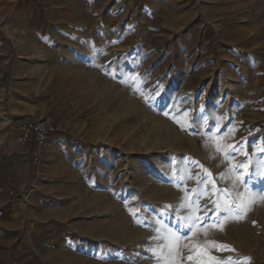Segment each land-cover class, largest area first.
I'll use <instances>...</instances> for the list:
<instances>
[{
	"label": "rangeland",
	"instance_id": "rangeland-1",
	"mask_svg": "<svg viewBox=\"0 0 264 264\" xmlns=\"http://www.w3.org/2000/svg\"><path fill=\"white\" fill-rule=\"evenodd\" d=\"M0 83V264H264V0H0Z\"/></svg>",
	"mask_w": 264,
	"mask_h": 264
},
{
	"label": "built area",
	"instance_id": "built-area-1",
	"mask_svg": "<svg viewBox=\"0 0 264 264\" xmlns=\"http://www.w3.org/2000/svg\"><path fill=\"white\" fill-rule=\"evenodd\" d=\"M58 132L57 122L50 116H44L38 121L24 123L15 135V142L28 150L30 165L37 167L41 164L44 154L52 147L53 137Z\"/></svg>",
	"mask_w": 264,
	"mask_h": 264
},
{
	"label": "snow or ice",
	"instance_id": "snow-or-ice-1",
	"mask_svg": "<svg viewBox=\"0 0 264 264\" xmlns=\"http://www.w3.org/2000/svg\"><path fill=\"white\" fill-rule=\"evenodd\" d=\"M218 150H223L222 148L218 147ZM245 168V171H247V165L243 166ZM192 178V177H190ZM198 179V177L196 178ZM223 193L218 194L217 196V201H215L214 203H216V209L217 211H223L225 213L228 214L227 217L225 218H233V213H235L234 218L235 219H240L241 218V212L238 210L237 205H235L234 201H229L226 196L223 198L222 204L220 203L221 197L223 196ZM183 206V205H182ZM192 207L194 209L195 212V202H193ZM185 219L189 220L190 223L188 225L189 230L191 231L194 227H196V225L198 223H200L201 221V217L199 216H195L193 217H186ZM183 237L181 236H176L175 233H170L168 237H165L164 239L166 241H175V242H179L180 239H182ZM165 247H170V245L168 243H166L164 245ZM219 248H221L222 250H232V249H227L226 246H218ZM154 254H155V250H154ZM206 255V252L203 253ZM209 264H245V262L242 261H215L214 258L209 257Z\"/></svg>",
	"mask_w": 264,
	"mask_h": 264
},
{
	"label": "crops",
	"instance_id": "crops-1",
	"mask_svg": "<svg viewBox=\"0 0 264 264\" xmlns=\"http://www.w3.org/2000/svg\"><path fill=\"white\" fill-rule=\"evenodd\" d=\"M7 23H9L10 25L11 24H15V22H13V21H7ZM7 28V27H6ZM7 31H6V34L8 35L7 37H8V39L11 37L10 35H12V34H14V33H16L17 31H18V28L16 27V26H8V28L6 29ZM1 84V83H0ZM2 85V84H1ZM0 85V95H1V93L2 92H4V87L3 86H1ZM10 99V98H9ZM10 103V107H13L14 106V104H12L11 103V101H9ZM13 102L15 103V99H13ZM32 118H21V126L24 124V123H26V122H28L29 120H31ZM20 124H19V126H20ZM61 133L60 132H58L54 137H53V146H52V149L50 150V152L48 153V154H46L49 158H51V159H54L55 161H57L58 162V160L57 159H59V158H61V154H60V152H61V147L63 146V143H61V140H60V138H59V135H60ZM14 142H15V138H14ZM16 143V142H15ZM22 150H23V153L26 155V157L28 158V150L27 149H24V148H22ZM42 160H43V158H42ZM28 161H29V158H28Z\"/></svg>",
	"mask_w": 264,
	"mask_h": 264
},
{
	"label": "bare ground",
	"instance_id": "bare-ground-1",
	"mask_svg": "<svg viewBox=\"0 0 264 264\" xmlns=\"http://www.w3.org/2000/svg\"><path fill=\"white\" fill-rule=\"evenodd\" d=\"M128 109H129V107H128ZM178 137V136H177Z\"/></svg>",
	"mask_w": 264,
	"mask_h": 264
}]
</instances>
